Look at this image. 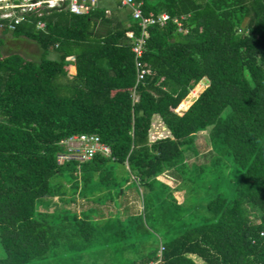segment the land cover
<instances>
[{
  "label": "trees",
  "instance_id": "obj_1",
  "mask_svg": "<svg viewBox=\"0 0 264 264\" xmlns=\"http://www.w3.org/2000/svg\"><path fill=\"white\" fill-rule=\"evenodd\" d=\"M105 1L0 29L40 50L0 54V264H264V0H135L185 16L147 29L140 81L126 36L140 29ZM199 133L211 150L189 162ZM75 135L110 153L58 164ZM129 190L140 210L122 209Z\"/></svg>",
  "mask_w": 264,
  "mask_h": 264
},
{
  "label": "built area",
  "instance_id": "obj_2",
  "mask_svg": "<svg viewBox=\"0 0 264 264\" xmlns=\"http://www.w3.org/2000/svg\"><path fill=\"white\" fill-rule=\"evenodd\" d=\"M121 7L126 8L133 21L140 29L139 37L132 31L126 36L133 41L131 51L135 55L137 67V81L142 80L149 70L142 68L138 59L141 57L144 44L148 38L147 29L154 25L163 26L168 21H172L182 31V20L185 16L171 19L166 13L144 15L142 3L135 0H119ZM101 0H0V29L14 31L19 25L30 19L31 16L40 19L45 11L65 9L72 14L85 15L97 9ZM109 13V11H106ZM36 31H44L45 23L37 20L35 23ZM65 153L57 156V163L61 164L66 160L86 161L91 160L96 154L107 156L110 150L102 144L96 136L78 135L72 136L64 142Z\"/></svg>",
  "mask_w": 264,
  "mask_h": 264
},
{
  "label": "rangeland",
  "instance_id": "obj_3",
  "mask_svg": "<svg viewBox=\"0 0 264 264\" xmlns=\"http://www.w3.org/2000/svg\"><path fill=\"white\" fill-rule=\"evenodd\" d=\"M105 2H108V1L101 0L100 7ZM119 15L121 18L124 19L123 22L128 23V21H129V17H127L128 11H126L125 9H120ZM102 32H104V29H102ZM0 34L3 35L1 31H0ZM7 35L10 36L11 34L7 33ZM7 35L4 38L2 36H0V40H2V38L5 39L7 37ZM30 44H31V46H30ZM4 46L3 47L1 46L2 50H3V48H6L8 53H11V52H15V54L18 53L17 55H19L21 57L24 56L26 59L28 58L31 61H38V58L40 57V55H39L40 50L37 47V45L34 42L29 41V40L22 38V37L10 39V40L8 37V43ZM27 51L29 52V55L27 54ZM6 54L7 53H4V55H6ZM196 87H200L201 90H203L205 88V85L202 84V82H200L199 84L196 85ZM193 91L194 90H192V92L188 95V98H194V96H192ZM185 101L186 100H183L182 103L177 107V109L175 110L176 113L181 115L188 108V106L191 104L190 101H188V103H185ZM161 128L162 127H161L160 122L158 121V119H155L153 121V124H152V130H151L152 134L151 135L153 137L160 135V134L162 135V133L165 132V130L161 129ZM206 136H207L206 133H199L197 135L196 140H195V144H196V147L199 149L200 155L197 158L190 155V157L188 159L189 162H193V161L198 162V163L202 162L203 161L202 156L204 154H209L211 148L209 146V143L207 141ZM175 186H176V184L173 185V187H175ZM50 202L51 203H50V206L48 208L49 211H53L55 209L59 210L62 208H67V209H70L76 213H80L81 211L87 209L89 206H92L91 203H88L85 200L80 199V198H76L75 202L67 203V204H64L63 202L59 201L57 198L50 199ZM99 208H100L102 214H105L107 216L109 215V213L112 214L115 212V208L113 207V204H111V203H108L104 206H99ZM125 208L129 209L131 212L132 211L135 212V211L141 209L140 203L137 200L136 195H135L133 190L126 191V199L123 200L122 209H125ZM1 256H2V251H1V247H0V257Z\"/></svg>",
  "mask_w": 264,
  "mask_h": 264
},
{
  "label": "flooded vegetation",
  "instance_id": "obj_4",
  "mask_svg": "<svg viewBox=\"0 0 264 264\" xmlns=\"http://www.w3.org/2000/svg\"><path fill=\"white\" fill-rule=\"evenodd\" d=\"M6 35H7V34H3V35H0V36H2V37L4 38ZM8 37H9V40H10V39H14L11 35H10V36L8 35L5 39L2 38L1 41H2V43H3V42H4V43H3L1 46H4V45H6V44L8 43ZM4 47H5V46H4ZM1 49H2V48H1ZM6 52H8V51L6 50V48H3V50H0V54H1V53L4 54V53H6Z\"/></svg>",
  "mask_w": 264,
  "mask_h": 264
},
{
  "label": "crops",
  "instance_id": "obj_5",
  "mask_svg": "<svg viewBox=\"0 0 264 264\" xmlns=\"http://www.w3.org/2000/svg\"><path fill=\"white\" fill-rule=\"evenodd\" d=\"M123 9H125L126 11H128L126 8H123ZM128 13H129V11H128ZM0 35H1V34H0ZM7 36H8V35H7ZM13 38H14V37H13ZM19 38H20V37H19ZM22 38H24V37H22ZM30 46H31V44H30ZM30 46H29V47H30ZM2 47H3V46H2ZM29 47H28V48H29ZM0 50H2V49H1V46H0ZM6 53H7L6 55H4V54L1 53V56L5 57V56H9V55H14V54H15V52H11V53L6 52ZM16 53H17V52H16ZM17 54H18V53H17ZM27 54L29 55V52H28V51H27ZM39 55H40V54H39ZM23 57H24V56H23ZM24 58H25V57H24ZM25 59H26V58H25ZM27 60H29V59L27 58ZM38 60H39V58H38Z\"/></svg>",
  "mask_w": 264,
  "mask_h": 264
},
{
  "label": "water",
  "instance_id": "obj_6",
  "mask_svg": "<svg viewBox=\"0 0 264 264\" xmlns=\"http://www.w3.org/2000/svg\"><path fill=\"white\" fill-rule=\"evenodd\" d=\"M202 83H204L206 86H208L209 85V83H208V81L206 80V79H202V81H201ZM196 98H185V100H189L191 103L195 100Z\"/></svg>",
  "mask_w": 264,
  "mask_h": 264
}]
</instances>
